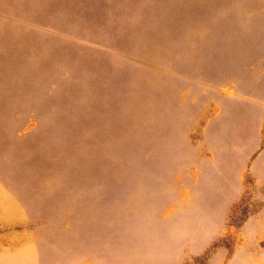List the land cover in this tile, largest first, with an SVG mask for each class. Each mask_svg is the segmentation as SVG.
Segmentation results:
<instances>
[{
    "label": "rangeland",
    "instance_id": "1",
    "mask_svg": "<svg viewBox=\"0 0 264 264\" xmlns=\"http://www.w3.org/2000/svg\"><path fill=\"white\" fill-rule=\"evenodd\" d=\"M0 264H264V0H0Z\"/></svg>",
    "mask_w": 264,
    "mask_h": 264
}]
</instances>
